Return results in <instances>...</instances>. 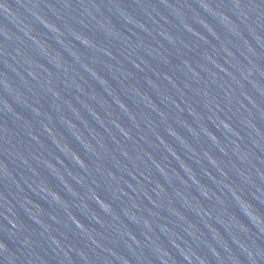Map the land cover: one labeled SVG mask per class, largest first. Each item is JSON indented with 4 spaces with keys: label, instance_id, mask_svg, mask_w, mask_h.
I'll use <instances>...</instances> for the list:
<instances>
[{
    "label": "water",
    "instance_id": "95a60500",
    "mask_svg": "<svg viewBox=\"0 0 264 264\" xmlns=\"http://www.w3.org/2000/svg\"><path fill=\"white\" fill-rule=\"evenodd\" d=\"M0 241L264 264V0H2Z\"/></svg>",
    "mask_w": 264,
    "mask_h": 264
},
{
    "label": "clouds",
    "instance_id": "9594fccd",
    "mask_svg": "<svg viewBox=\"0 0 264 264\" xmlns=\"http://www.w3.org/2000/svg\"><path fill=\"white\" fill-rule=\"evenodd\" d=\"M0 4H2V0H0ZM53 193L58 199L61 198L60 194L56 192L54 189H53ZM6 249H8L7 245L3 241H0V251L6 250Z\"/></svg>",
    "mask_w": 264,
    "mask_h": 264
}]
</instances>
